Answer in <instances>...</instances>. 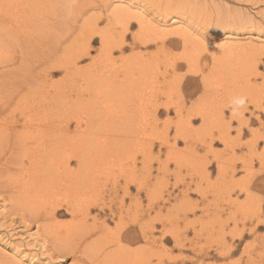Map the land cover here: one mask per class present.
Returning <instances> with one entry per match:
<instances>
[{"label": "rangeland", "instance_id": "rangeland-1", "mask_svg": "<svg viewBox=\"0 0 264 264\" xmlns=\"http://www.w3.org/2000/svg\"><path fill=\"white\" fill-rule=\"evenodd\" d=\"M47 1L51 4H48ZM105 1L106 2H104V0H79V3L81 4V2H83L82 4L84 5L81 4V6H79V4H77L78 9L72 10L69 5L75 3V0H42V3L40 0H32V2H36L40 10L39 14H36V16L41 19L44 17L43 20L46 21H44V24L37 25V31L33 34V37L35 39H40V42H38L36 46L31 45L29 48L27 46L21 47V41L18 40L16 42L14 37H12V39L15 40L13 42L7 30L0 27V42L2 41V43H0V45H2L0 47L2 48V50H0V92L15 91L16 88L20 86L19 88H22L21 92H25L24 95L29 94L27 100H22L24 97L22 94V96L16 98L15 101L13 100V104H8L6 107H3V101H0V108H5L3 110L0 109V125H3L2 130L9 131V137L5 136V134L4 136H0V145L3 143L1 142L2 140L5 142L2 144V146L5 145L4 148L0 146V159H2L0 160V164L2 162L7 163L0 167V261H7L9 264H74V260L71 256L64 261H59L56 257L52 259L49 256L50 253L52 254V251H47L42 246L43 240L39 237L38 240H41L39 242L31 236V234L36 231L37 225L35 224L25 228L20 220L19 214L17 212L12 214V212L9 211V196L11 191L17 192V189H19L20 186L22 187V185L17 187V184L21 183H17L19 177L22 179L23 175L28 176V173H32L35 167L31 166L30 157L22 156V165L19 163L12 164L10 158V148L13 146V140H15L17 136L15 130L14 132L16 134L12 132V125L14 122L11 112L15 109V106H18V104L23 101L21 107L25 104L24 108H30V111L26 109V111L22 113V116H17L21 118V122L29 116L35 120L51 118L53 121H57L60 119L62 128H64L68 123L67 120L72 119L68 117L69 115L73 117L76 112L78 114L80 113L79 111H75L74 107L77 106L81 108V106L83 107L81 104H85L84 107H87V111L83 113L84 115L82 113L81 115H83L86 120L87 118H92V121L95 122L93 124L94 128H98L97 123L103 124V128L97 130L98 135H101L97 137L98 140L96 139V145L102 141L99 143L102 144L100 148V150L102 149L101 162L98 160L97 164L96 161L93 162V160L90 161L89 159L88 163L90 162L91 164L89 165L87 163L89 166L84 165L83 169L79 167L77 161L72 160L70 164V168L73 169V171L75 170V172L76 170L78 171V169L86 171L94 170L98 171L97 173L101 172L97 179L98 182H95V184H98V188H101L100 185L102 183L103 188H101V190H105L101 192V196H103L104 199L100 201L101 203L98 202L100 204H97L95 199L93 200V204H90V206H93L91 208L92 215H90L87 225L93 224L94 216L100 218H97L95 221L96 226L100 225L103 219L108 222L110 228H115L116 223L120 224L124 222L125 228H123L124 231L122 230V233L127 240L124 238L125 241L123 242L131 249H136L142 247L145 242L144 239L139 242L135 239V241H131V232H137L141 235L139 223H141L142 220L140 217L145 216L149 211L150 216L147 217L146 215L145 219L150 218V221L153 223L154 230L152 236H155L154 239L156 240V242L151 245V264H264V100L259 102L257 100L256 102L254 98L248 97L249 95L244 96V92H233V87L230 85L232 83L230 82L229 86L227 85L229 83L227 79L231 69L229 67L230 64H227L228 67H226V61L222 62L219 60H216L214 63V58L216 57L213 56L216 55L213 52H215L214 50H216L217 45L220 46L222 39H226L229 45H232L230 47L233 48L234 51H237L235 49L241 50L243 58L246 57L244 54L245 48L246 50L252 47L264 49V24H262L264 22V2L259 5H254L247 2H236L235 0H215L217 3H214V0H203V2L202 0H182L196 9H199L201 4L203 5L204 3V5L206 4L209 6L210 10H213L214 16L217 14L215 13V7L212 5L213 3L214 5H221L222 12L225 13V18L229 17V14L235 16L238 14L237 12L240 11L243 12L242 16L245 17L244 19L248 18L249 14H253L256 20L261 22L263 27H252L250 23H246L251 28H240L241 30L239 28L238 30L237 28L225 30L218 29L216 33H213V29L207 26H192V24L188 26L185 22L182 23L181 16L175 17V15H178L165 8L163 3L165 0H125L133 6L136 5V7L133 8L137 9L140 15L143 14V16L149 18L151 23L153 22L152 27L161 26V28L167 32H173L175 30L173 27L176 26L181 27V32L187 26L191 27V29L196 32L194 34L197 35L198 40L193 41V43L185 44L182 38L178 37L177 34L179 32L177 31L174 32V35H168L166 37L167 43L157 38L152 39V41L148 43H143L139 38L135 37L141 30L140 21L135 17L130 19L131 23L128 29H124L126 34L125 37H123V26L120 25L122 22L114 20V23L110 18L111 9L114 5L118 4L120 0ZM53 3L56 5L55 7H53ZM82 6H85V9H83ZM67 8H69V10ZM225 9L227 12H225ZM53 11L54 13H52ZM257 11H261L262 13L258 14L259 12ZM79 12L83 14L80 15ZM139 14L137 15L140 16ZM77 16L78 18L76 19ZM88 18H95L94 20L92 19V25H87ZM164 20L170 23L169 25L167 23L168 27L164 25ZM143 25H146V27L149 26L145 22ZM146 27L145 31L147 34L150 29ZM105 31H107L109 35L112 33L110 39ZM90 32L94 34L92 35ZM102 32L104 35L106 34L105 38H108L106 43L108 42L109 48L107 47L106 49L112 50V55H109L107 52L105 53L106 49H104L105 47L101 42ZM61 33H64L63 35L66 33L67 39L58 40V37H63ZM213 35H218V37H214ZM173 38L175 39L172 40ZM205 38H207V40ZM58 41L61 42V44L57 43ZM71 41L73 44L70 43ZM75 42H78L77 45L81 43L84 44L86 47H89L90 50L88 55L78 60V66H80V68L86 67L85 69L88 68L87 70L91 69V71L101 70V74L110 76L114 79L113 83H115V85L120 86L119 83L122 82L124 75L126 76V71L129 76L131 73L129 68L131 67L133 69V79L136 81H131V84L129 82L125 86L122 85L116 88L117 94L115 97L118 95L125 99L122 101L123 103L121 102L122 104L119 102L118 98L113 100V96L97 99L95 94L93 95L88 91L85 92L87 96L83 95L86 96L85 102L82 100L83 96L76 95L80 90L78 86H81L84 82L80 76L68 74L67 77L65 74L66 71L64 72L63 69L52 70L59 59L64 61V63L69 62V60H75L78 55L75 53L72 57L74 53L73 50L75 49L74 47L77 46ZM162 42L163 44L165 43L163 46ZM120 43L125 44L123 50L120 49ZM55 46L58 48L60 46L58 53H56L57 55L53 54L51 50L55 49ZM31 47L39 51L35 54L33 51H30ZM47 49H50V51ZM22 51L26 53L25 56ZM82 52L83 51H81V54ZM45 53L48 55L47 57ZM233 54L236 55L237 53ZM260 56L262 60H260L259 72H255L256 74H260L258 76L254 75L256 78H251L252 81L259 84L257 86H260L264 91V86H261L264 81V53ZM68 57L71 59L67 60ZM174 59H176V63L171 65L170 60L174 61ZM188 63L190 65H188ZM124 64H126V66L128 65L127 68ZM215 65H217V67ZM221 65H223V68ZM66 66L71 68L70 64H66ZM173 71L177 72L176 76L179 79L174 77L176 72L173 73ZM239 73L244 74L240 71ZM117 77L119 78L116 79ZM76 79L80 81L74 82ZM120 79L121 81L119 82ZM139 79L140 84L138 83ZM173 79L175 81H173ZM6 81L8 83H6ZM103 82H107V80H103ZM133 82H137L139 85L132 86ZM219 82H221L220 85H218ZM92 83L91 81V86L88 85L90 86V90L92 85V91H96V93L97 90L104 89V87ZM144 83L145 85H141ZM67 85H69V88ZM141 88L144 89L142 90ZM229 89H231V91ZM66 90L69 94L68 100L69 98V101L72 100L70 105L74 106L72 108L73 110H69V112L65 110L63 104L54 105L55 99L58 100L59 98V101H61L64 98L63 94H66ZM144 90H146V92ZM57 91L60 92V96L57 95ZM131 93L139 97L141 94H145L146 96L142 98L144 99L142 102H139V99L134 102H129L128 96L132 95ZM230 94L231 97L228 96ZM88 96H90V99ZM203 97H206L207 100L205 98V101L208 102L205 106H203ZM235 97H237V100L242 98L240 107L245 105L248 107L245 112V123L242 124L238 122V119H232V113L236 110L234 109L235 102H233ZM251 99H253V101H251ZM30 102L31 104H29ZM73 102H75L76 105H73ZM101 102L102 104H100ZM128 103L135 104V108L130 110L131 112L125 110V107H129V105H127ZM258 103L259 106L261 105L260 107L256 106ZM96 104L99 107L96 106ZM106 104H108V108ZM216 105L218 108H215ZM153 106L157 107L158 110L156 111L157 108ZM39 107L42 108L40 109ZM48 107L52 109L50 108L47 112L49 114L43 117ZM60 107L64 108L61 113H59ZM128 107L126 109H128ZM136 107L138 108L136 109ZM98 109H100V111H98ZM188 109L195 114V117L192 116L191 127H187L184 120ZM138 110L141 111L139 114ZM203 110L206 111V113H211V116L213 112L215 114L217 111L221 110V112H224V120L222 122H217V119H215L213 122L203 125L202 117H199V112ZM122 111L124 113L126 112L125 114L129 112L132 116L131 119L135 116V120L139 121H137L138 125L142 126H139L140 130H137L138 135L136 138L132 137V141L130 139L121 140L122 134H118L117 129H114L117 126L112 128V130L110 127L107 130L105 129L106 123H109L108 120H111V115L123 116L124 113ZM37 113H39V116ZM99 115H102L103 119H101L102 116L99 118ZM258 115L261 116L260 120L256 118ZM106 117L109 119L107 118V120H105ZM3 118L6 120L4 121ZM96 118H99V122L94 120ZM140 118H143V122ZM116 119L117 117L113 118L114 121ZM118 120H120V118H118ZM57 124H59V122H57ZM75 125L76 123L73 120L71 122V129L73 131L75 130ZM84 127L85 125H83V128ZM240 127L243 128V134L240 135L241 137L239 136ZM23 130L24 127H19V132L17 131L18 136L24 132ZM74 133L75 132L72 133L73 136H76V133ZM37 134L39 133L34 131L29 134L28 138L31 137L30 139H35L37 141ZM225 136L228 138V142L224 140ZM205 138H208L207 144L208 141H211L213 138L211 149L204 143ZM109 140H111L113 145L110 144ZM150 143H152V145H150ZM186 156L190 157L187 158ZM219 160L221 163L226 162L230 166L220 169L221 165L218 162ZM108 162L109 164H107ZM105 165L111 168L107 167V169ZM3 167H6V169L3 170ZM51 167L47 165L49 170H51ZM95 167L98 169H95ZM112 169L115 172H113ZM56 172L63 175L65 172L63 164L56 169ZM247 173L250 177L246 176ZM103 175H106L104 180L102 179V177H104ZM244 181H249L248 183L250 184L251 182V184L249 185ZM117 184V190L114 192L115 190L112 188ZM125 186H129L127 192H129L130 195L127 194ZM245 186L249 189L248 191L243 190ZM46 187L47 186H45V188ZM47 190L43 188L39 194L41 196L37 199L43 201L47 198L46 200L48 203L46 205H49L51 204L49 200L51 197L48 196ZM74 197L76 198V196ZM64 199L65 202L63 203ZM87 200L89 201L90 199ZM54 202H57L56 204H58L59 207L64 206L62 208L58 207L60 213L58 218H60L62 222L69 223L70 221H74V223L79 224L81 227L83 221L81 222V220H79L80 218H77V221L74 220L69 211H67V207L73 206L71 203L76 202L72 197L68 196L67 198L63 194ZM110 206L111 209L109 208ZM148 207H151V210H147ZM256 211L258 212L256 213ZM101 216L103 219H101ZM120 216H122L121 219ZM58 218L53 217L49 220H45V222H51V220L53 222L57 220L60 221ZM62 232H66L65 229ZM173 234H176V237L182 239V245H175ZM81 262L82 264H92V262H83L81 260L79 264H81Z\"/></svg>", "mask_w": 264, "mask_h": 264}, {"label": "bare ground", "instance_id": "bare-ground-1", "mask_svg": "<svg viewBox=\"0 0 264 264\" xmlns=\"http://www.w3.org/2000/svg\"><path fill=\"white\" fill-rule=\"evenodd\" d=\"M41 1L42 0H40V2ZM235 1L236 2H244V3L245 2L252 3L254 5H259L260 3L264 2V0H235ZM104 2H106V1L104 0ZM202 2H203V0H202ZM37 3H38V1H37ZM49 3L50 2H48V4ZM82 3L83 2H81V4ZM163 3H164V6H165V8L167 10H170V11H172L175 14L178 15V16L175 15V17H180L181 16V22L182 23L185 22V24L188 25V26H190L191 24H192V26H195V25H197V26L198 25H200V26L203 25L204 27L207 26V27L213 29V33H216L218 29H224V30L225 29H229V28H237V30H238V28L239 29L240 28L241 29L242 28L249 29V28H251L250 26H252V27H254V26L257 27L258 26L259 28H263L262 27V24H264V22L262 24H261V22H258L259 20H256V18H255V16L253 14H249L248 15V18L244 19L245 17L242 16V13L243 12H241V11L240 12H237L238 14L235 15V16H232V15L229 14V17L225 18V13L222 12L221 5L220 4H215L214 5V3H217V2H215V0H214V3L212 4L215 7V9H216V12L215 13L217 15H215V16L213 15V10H210L209 6L206 5V4L204 5V3H203V5L201 4V6L199 7V9L194 8L193 6H191L190 4H187L186 2H183L182 0H165V2H163ZM77 4H79V6H81V4L79 3V0H75V3L69 5V7L72 10L78 9L77 8ZM53 5H54V3H53ZM82 5H84V4H82ZM37 6L38 5H36V2H32V0H0V27H3V28H5L7 30V33L11 36V39H12V37H14V39L16 40V42L18 40H20L21 41V44H20L21 47L27 46L29 48L31 45L32 46H36L38 44V42H40V39H35L33 37V34H34L35 31H37V28H36L37 25L44 24V21H46V20H43L44 17L41 19L40 17L36 16V14H39V11H40ZM47 6H49V5H47ZM55 6L56 5H54L53 7H55ZM42 7H44V6H42ZM45 7H46V4H45ZM84 7L85 6H82L83 9H85ZM133 7H136V5L133 6L132 4L126 2L125 0H120V2H118V4H116V5H114V7L111 9V12H110L111 17L110 18L113 21L114 20H119L120 22H122L120 25L123 26V30H122V36L123 37H125V34H126L124 32V29H128V26L131 23L130 22V19L132 17H135L138 21H140L139 24L141 25V27H140L141 30H140L139 34L136 35L135 37L139 38L143 43H148V42L152 41V39H154V38L163 40V42L167 43L166 37L168 35H170V36L174 35V32H176V31L179 32L177 35H178V37H181L182 38V40L184 41L185 44L193 43V41L198 40L197 39V35L194 34L196 32H194V30L191 29V27H188V26L185 29L183 27L184 30L182 32H181V27L180 26L173 27V28H175V30L173 32H170V31L167 32L164 29H162L161 26H159V25H158L159 27L155 26L156 28L155 27H152V23L153 22L151 23L150 19L147 18L146 16H143V14L140 15L137 12V9H135ZM27 9H29V10H27ZM43 9H45V8H43ZM48 9H50V8H48ZM67 9L69 10V8H67ZM54 11L52 13H54ZM225 12H227V10ZM257 12H259L258 14L262 13L261 11H257ZM47 13H49V12H47ZM79 13H80V15L83 14L81 12H79ZM137 14H139L140 16H138ZM29 16H31L32 19ZM39 16H41V15H39ZM263 17H264V13H263ZM77 18H78V16L76 17V19ZM92 19L93 18H90V19L88 18L87 25H89V24L92 25ZM170 20H173V19H170ZM144 22L147 23V25H149V26L146 27V25H143ZM114 23H115V21H114ZM167 23L168 22L166 20H164V25H166V27H168V25L170 24V23H168V25H167ZM246 23H250L251 25L248 26ZM145 27L146 28H149L151 30V31L148 30L149 32H147V34H146V31H145ZM38 30H40V29H38ZM93 30H94V27H93ZM259 30H261V29H259ZM105 32L107 34V31H105ZM90 33L92 34V32H90ZM206 33H208V32H206ZM218 33H220V32H218ZM106 34L104 35L103 32L101 33V42H102V44L105 47L104 49H106L108 47V45H109L108 42L106 43V40L108 39V38L107 39L105 38ZM65 35H66V33H65ZM65 35H63L62 38H61V36L58 37V40H62V39L64 40L65 38L67 39V35L66 36ZM107 35L109 36V39H110L112 33H110V35L108 33ZM202 35H204V34H202ZM213 36L214 37L215 36L218 37V35H213ZM59 38H61V39H59ZM14 39H12L13 42L15 41ZM78 39H80V38H78ZM157 39H155V40H157ZM174 39L175 38H173L172 40H174ZM205 39L207 40V38H205ZM16 42H15V44H16ZM163 42H162V46L165 44V43L163 44ZM221 42L222 43H220V46L217 45L216 50H214L215 52H213V53L216 54V55H213V56L216 57V58H214V63L216 62V60H219V61H222V62H225L226 61V63H225V66L226 67H228L227 64H230L229 67L231 69H230L229 76H228V79H227V82L229 81V83L228 84L226 83V84L229 86V84L231 82L233 84V85L230 84L233 87V92H237V91H239V93L244 92V96H248L249 95L248 97L254 98L256 102H257V100H258V102L264 100V91H263V89L260 88V86L258 87L257 85H259V84H256L255 82H253L252 81V78H251V77L256 78L255 76H258L260 74V73H257L256 74L255 72L256 71L259 72L258 69H259V65L261 63L260 60H262L260 55H263L264 49H262L260 47H258V48H253L252 47V48H248L246 50V48H245L246 51L244 50V54H245V56L247 58L246 57L243 58L242 53H241L242 51L239 50V49H235L237 51H234V49L230 47L232 45L231 44L229 45V43L226 41V39H222ZM0 43H2V41ZM57 43H60L61 44V42H59V41ZM70 43L73 44L72 41ZM75 43L77 45L78 42H75ZM1 46L2 45H0V47ZM3 47H4V45H3ZM82 47H83V49H82ZM74 48L75 49L73 50L74 53L72 54V57L74 56L75 53L78 54L76 56L75 60H72V61L69 60V62H67V63L65 62L64 63V61H61L58 58L59 61H58L57 64H55L56 66L54 68H52V70L53 69H56V70L57 69L58 70L59 69H63L64 72L66 71L65 74L67 75V77H68V74H76V75L80 76V78L84 82L82 83L81 86H78L80 90L78 89L79 91L78 92L76 91L77 92L76 95L82 97L83 95H86L85 92L88 91V92H91L93 95L95 94L97 99L102 98V97L105 98L106 96H110V97L113 96L112 99L115 100V99L118 98L120 103L123 100H125L124 97L122 98V97H119L118 95H117V97H115V95L117 94L116 93V88L117 87H120L122 85L125 86L129 82L131 84L132 83L131 81H136L135 79H133V75H134V73H132V70L133 69L131 67L130 68L128 67L131 70L130 75L128 76L127 75V71H126V76L124 75V78L122 80L123 83L120 82L121 79H122L121 78L119 80L120 86L115 85V83H113V80L114 79L111 78L110 76H105V75L101 74V70L91 71V69H89V70H87L88 68L85 69L86 67H81L80 68V66H78V62H79L78 60L81 57H83L85 55H88L90 50H89V47H86L82 43L81 44H78ZM124 48H125V44H121L120 49L123 50ZM59 49H60V46H59V48L57 46H55V49H51V50L53 51V54H56V53H58ZM0 50H2V48H0ZM47 50L50 51V49H47ZM30 51H33L36 54V52H38L39 50H36V48H34V47L32 48L31 47V50ZM81 51H83L82 54H81ZM106 52L109 55H112V50L106 49L105 53ZM233 53H237V54L235 55ZM64 54H66V53H64ZM25 55H26V53H24V56ZM45 56L47 57L48 55L45 53ZM69 57L67 58V60L68 59H71ZM173 63L174 64L176 63V59H174V61L170 60V64L171 65H174ZM66 64H70L71 68H69L68 66H66ZM124 65L126 66V64H124ZM188 65H190V64L188 63ZM48 66H50V65H48ZM127 66H126V68H127ZM215 66L217 67V65H215ZM218 66H219V64H218ZM222 66L223 65H221V67ZM50 67H52V66H50ZM226 67H225V70H226ZM50 70H51V68H50ZM124 70H126V69H124ZM239 71L240 72H243L244 74H240ZM175 72L173 71V73H175ZM176 75H177V72H176V74H175L174 77H176L177 79H179ZM220 75H222V74H220ZM102 76H105V77H102ZM67 77H65V78H67ZM118 78L119 77H117L116 79H118ZM103 80H107V82H103ZM78 81H80V80H77L76 79L74 82H78ZM91 81L95 85L104 87V89H99V90H97V93H96V91L95 92L92 91V87H93V85H92L91 90H90ZM173 81H175V80L173 79ZM6 83H8V82L6 81ZM138 83L140 84V79H139V82ZM209 83H208V85H209ZM220 83L221 82H219L218 85H220ZM139 84H137V82H133V85L132 86L139 85ZM88 85H90V86H88ZM141 85H145V83L144 84H141ZM67 86L69 88V85H67ZM98 86H96V87H98ZM221 86H222V84H221ZM261 86H264V81H263V85L261 84ZM19 87L20 86H18L15 91H11V92H8V91L7 92H0V101H3L2 102L3 107H6V105L11 104L13 102V100L15 101V99L16 98H19V96H22V94L24 96L22 100H27L29 98L28 97L29 94H25L24 95L25 92L23 91L24 93H22L21 92L22 91V88H19ZM223 87H225V86H223ZM95 90H96V88H95ZM146 90H144V91L146 92ZM229 90L231 91V89H229ZM30 94H32V93H30ZM127 94H128V92H127ZM57 95L60 96V92L59 91H57ZM70 95H73V94H70ZM63 96H64V98L61 101H59V98H58V100L55 99L54 105L57 106L58 104H63V107L65 106L64 108L68 112H69V110H73L72 108L74 106H71L70 105L71 102H72V100L69 101L70 98L68 100V97H69L68 91L66 92V94H63ZM86 96H83L82 97V100L83 101H85V97ZM144 96H146V95L145 94H141V96L139 97L138 95L136 96V94H132V95H129L128 96V100H129V102H131V101L134 102V101H136V100L139 99V102H142V101H144V99H142ZM228 96L231 97V94L228 95ZM89 97L90 96H88V98ZM152 97H154V96H152ZM241 97H243V96H241ZM205 98L203 100V102H204V105L203 106H205L208 103L207 101H205ZM41 99H43V98H41ZM241 99H239L240 100L239 101V100H237V97L234 98V100H233V102H235L234 109H236V110L235 111L232 110V111H234V113H232L233 114L232 115V119L233 120L234 119H236V120L238 119V122H240V124L245 123V119H246L245 118V112H246V109L248 108L247 105H245L243 107H240L241 104H242ZM56 100H57V102H56ZM206 100H207V98H206ZM251 101H253V99H251ZM218 103H219V101H218ZM29 104H31V102ZM100 104H102V102ZM22 105H23V101L20 104H18V106H15V109L11 112V116L13 117V122H14V124L12 125V128H13V131L12 132H14V130H15V132L17 133V136H16V139L13 140V146L10 148V152H11V157L10 158H11L12 164H18L19 163V164L22 165V161L23 160L21 159V157L22 156L30 157L31 163H32L31 166H33V167L35 166L34 168H36V169L33 168V172L32 173H30L28 171L29 173L28 172L27 173L29 175L28 176L27 175H23L22 179L19 177V180L17 181V183L18 182H21V183L20 184H17V187L20 186V185H22L23 188L20 186L19 189H17L18 190L17 192L16 191H11V194L9 196V202H10L9 203V211L12 212V214H14V212H17L19 214L20 220H21V222H22V224H23V226L25 228L30 227V226L35 225V224L37 225L36 231L33 234H31V236H33L34 239H36V241L38 240L39 237L41 238V240H43L42 241V246H43V248H45V250L52 251V254L50 253V255H49L52 259L56 257L57 259H59V261H64L66 258H68V257L71 256L72 259L74 260V264H79V261L80 260L83 261V262L84 261L92 262V264H151V262H152L151 261V256H152V253H151V245L154 244L156 242V240L154 239L155 236L154 237L152 236V233H153V230H154L153 223L150 221V218L145 219V216L146 215H147V217L150 216V212L149 211L143 217L138 216L142 220V222L139 223L141 235L138 234L137 232H135V233L134 232H131V237H132L130 239L131 241L137 240L139 242V241H143V239H144V242H145V243H143V246L142 247H139V248H136V249H131L129 246H127L126 243L123 242V241H125L124 238L127 240V238L124 237V235L122 233L123 228H125L124 222L123 223H120V224L119 223L118 224L116 223L115 228H113V227L110 228L108 222L105 219H103V217L101 216L102 217L101 219H103L102 220V223L100 225L96 226L95 221L97 220V218L98 219H100V218L99 217L96 218L94 216L93 217V224L87 225V222L89 221V217H90V215H92L91 208L93 206H90V204L91 205L93 204V200L94 199L96 200L97 204H100L101 203L100 201L101 200L103 201V199H104V197L101 196V192H103V190H105V189H102L101 190V188H103L102 187V183L100 182L101 183V185H100L101 188H98V184H95V182H98L97 179L99 178V174L101 172H100V170H99L100 173H97L98 171H94V170H87L86 171V170H81V169H78V171L76 170V172H75V170L73 171V169L70 168V164H71L72 160L77 161L79 167H81L83 169L84 165L89 166L91 164L90 162L88 163L89 159H90V161L93 160V162L94 161L97 162L98 160H99V162H101L100 160H101V153H102L101 150L102 149L100 150V148H101V145L102 144H99V143L102 142V141H100L96 145V139H97V137L99 135H101V134L98 135V133H97L98 131L97 130L102 129L103 128V124L97 123V127L98 128H94L93 124L95 122L92 121V118H87V120H86L83 117V115H84L83 113L85 111H87V107H84L85 104H81V105H83V107L80 105L81 108L80 107L78 108L77 106L74 107L75 111H79L80 113L78 114L76 112V114L73 117L69 115L68 117H70L72 119L67 120L68 123L65 125L64 128H62V123H60V119L57 120V121H53L51 118H43L42 120H37V119L35 120L31 116H29L23 122H21L20 121L21 118H18L17 116H19V115L22 116V113H24L26 111V109H28L30 111V108H24L25 104H24L23 107H21ZM73 105H76L75 102H73ZM106 105H107V108H108V104H106ZM127 105H129V107L127 106L128 109H126L127 107H125L126 106L125 105L124 106L125 107V110H129L130 111V110H133V108H135V106H134L135 104L128 103ZM254 105H255V102H254ZM96 106H98V105L96 104ZM256 106H259V103ZM100 107H102V106H100ZM50 108L51 107H48V109L45 110V112H44L45 115L43 117H45L47 114H49L47 112L49 111ZM64 108H61L60 107L59 108V111H60L59 113H61L62 112V109H64ZM137 108L138 107H136V109ZM154 108H157V107H154ZM206 108H207V106H206ZM215 108H218L217 105L215 106ZM3 109H5V108H2L1 110H3ZM157 110H158V108L156 109V111ZM213 110H214V108H213ZM75 111H73V112H75ZM98 111H100V109H98ZM19 112H20V114H19ZM140 112L141 111L138 110V114ZM217 112H216L217 114L216 113L214 114V112H213V115L212 116L210 115L211 113L210 114L209 113H206V111H204V110L201 111V112H199V117H202L203 125L206 124V123H211L215 119H217V122H219V121L222 122L224 120V112L223 111L221 112V110L220 111H217ZM64 113H66V112H64ZM81 113L83 115H81ZM37 114L39 116V113H37ZM124 114H123V116H112L111 115V117H110L111 120L110 121L108 120L109 123H106L107 125L105 126V129L107 130L110 127V129L112 130V128H114V127L117 126L118 128L116 127L114 129L115 130L117 129V133L118 134H120V135L122 134L121 140L122 139H124V140L130 139L132 141V137H135L136 138L137 135H138V131L140 130L139 129V126L140 125H138V122L139 121L138 120H135V116H133V119H131L132 116L129 114V112L127 114H125V115ZM259 115L256 116V118L260 120L261 116H259ZM51 116H52V114H51ZM101 116L99 115V118ZM192 116L195 117V114L191 110L188 109L187 112H186V114H185V118H184L185 124H186L187 127H191V125H192V121H191L192 120ZM209 116H211V117H209ZM68 117H67V119H68ZM115 117H117V119L114 121L113 118H115ZM140 117H142V116H140ZM154 117H155V115H154ZM99 118H96L94 120H97V122H99ZM107 118L108 117H106L105 120H107ZM118 118H120V120H118ZM123 118H124V120H123ZM62 119H63V117H62ZM101 119H103V116H102ZM140 119L143 122V118H140ZM5 120L6 119H4V121ZM73 120L76 123L75 130L74 131L71 129V122ZM57 122H59V124H57ZM83 125H85L84 128H83ZM0 126H1L0 127V136L1 135L4 136V134H5V136L9 137V131L8 130H2L3 125H0ZM21 126L24 127V130H23L24 132L18 136V132H19L18 129ZM140 127H142V126H140ZM207 128H205V129H207ZM34 131H36V133H39V134H37V138H38L37 141L35 139L34 140L30 139L31 137L28 138L29 134L30 133H33ZM73 132L76 133V136L75 135L73 136V134H72ZM197 133H199V132H197ZM241 134H243V128L242 127H240V129H239V136ZM253 135H256V134H253ZM118 137H120V136H118ZM207 140H208V138H205L204 139V143L207 145V147L209 149H211V146L213 144V138L211 139V141H208V144L206 143ZM224 140L227 141L228 138L225 136V139ZM1 142H3L2 144L5 143L3 140ZM109 142H110L111 145H113L111 143V140H109ZM2 144L0 146H2ZM150 145H152V143H150ZM103 146H104V144H103ZM229 146H228V148H229ZM2 147L4 148L5 145H3ZM123 150H124V148H123ZM128 152H129V150H128ZM21 153H23V154H21ZM233 155H234V153H233ZM188 157H190V156H188ZM0 160H2V159H0ZM250 161H252V160H250ZM112 162H111V165H112ZM218 162L221 165L220 166V169H222L223 167H229L230 166L226 162H222L221 163L220 160ZM239 162H240V159H239ZM87 163L89 165H87ZM6 164H7L6 162H2L0 164V167L4 166ZM61 164H63V168L65 169V172L63 173V175H61V173H59V172H56V169H58V167H60ZM97 164H98V162H97ZM107 164H109V162ZM47 165H50V167L52 166L50 168L51 170H49L47 168ZM92 165H94V164H92ZM117 165H118V163H117ZM23 166H24V164H23ZM94 166H91V167H94ZM107 167L109 168L110 166H107ZM107 167L105 165V168H107ZM103 168H104V166H103ZM2 169L4 170V169H6V167H3ZM85 169H87V168H85ZM95 169H98V168L95 167ZM54 170H55V172H54ZM112 171H113V169H112ZM104 172H106V171H104ZM113 172H115V171H113ZM14 175H16V174H14ZM123 175H124V173H123ZM105 176L102 177L103 180H104ZM121 176H122V174H121ZM246 176H248V173H247ZM248 177H250V176H248ZM102 179H101V181H102ZM244 182H247V181H244ZM250 184H251V182H250ZM45 186H47L49 189L47 187L45 188ZM42 187L44 189H46V190L48 189L47 190L48 196L51 197V198H49V200L51 202V204H49V205H46L48 203V201L46 200L47 198L44 199L43 201L37 199V198H39V196H41L39 194H40V191L43 189ZM117 187H118V184L115 185L112 188V189L115 190L114 192H116ZM128 187L129 186H125L126 192H127V190H129ZM20 188H22V189H20ZM243 190L244 191L245 190L248 191L249 189H247V186H245ZM63 194L65 195V197L68 198V196H70V197H72V199L74 201H76L74 203H71L73 206L67 207V211H69V213L72 215V217L74 218V220H76L77 218H80L79 220H81V222L83 221L82 222L83 224L81 225V227H80L79 224L74 223V221H70L69 222L70 224H69V223L62 222L61 219L58 218V215L60 214L59 211H58V209L59 208H62L64 206L59 207L58 204H56L57 202H54V201H56L58 198H60L61 195H63ZM73 194H74V196H76V198L73 196ZM127 194L130 195L129 192H127ZM62 198H63V196H62ZM249 198H250V196H249ZM53 199H55V200H53ZM87 199H90V200L88 201ZM39 201H41V202H39ZM155 201H156V199H155ZM64 202H65V199H64L63 203ZM66 202H68V201H66ZM98 202H100V203H98ZM109 208L111 209V206ZM188 208H189V206H188ZM147 210H151V207H148ZM257 212L258 211H256V213ZM53 217L54 218L56 217V218L60 219V221L57 220V221H54L53 222L51 220V222H47V223L45 222V220H49V219H51ZM121 217L122 216H120V219H121ZM112 218H113V216H112ZM151 219H153V218H151ZM64 229H65L66 232L63 233L62 231ZM72 230H74V231H72ZM167 232H169V231H167ZM39 233H41V234H39ZM175 235L174 234L172 235L174 237L175 245L176 246L182 245V242H181L182 239H179ZM151 240H152V243H151ZM184 259H186V258H184ZM0 264H9V263L7 261H0ZM81 264H82V262H81Z\"/></svg>", "mask_w": 264, "mask_h": 264}]
</instances>
